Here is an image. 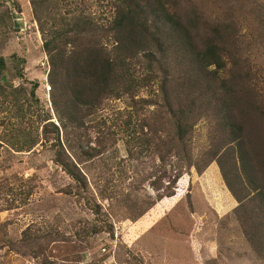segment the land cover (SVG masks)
<instances>
[{
  "label": "rangeland",
  "instance_id": "1",
  "mask_svg": "<svg viewBox=\"0 0 264 264\" xmlns=\"http://www.w3.org/2000/svg\"><path fill=\"white\" fill-rule=\"evenodd\" d=\"M58 1L60 8L51 2L45 14L52 29L62 26L70 0ZM181 3L186 14L196 13L203 33L220 26L228 70L247 77L257 108L244 106L234 115H242L248 148L262 154L264 0ZM87 5L110 14L106 3ZM70 8L77 13L75 4ZM32 10L31 0H0V264H264V252L255 248L264 211L251 200L255 192L240 155L221 156L226 179L218 160L203 168L214 139L226 134L218 107H207L216 108L207 114L195 109L186 144L176 141L157 86L134 99L111 98L84 128L63 130L54 101L64 109L71 86L60 79L50 90V64ZM141 67L146 73L144 62ZM188 67L179 66V79L166 82L169 98L191 92L181 79ZM48 115L60 127V140ZM59 151L82 172L85 186L57 164ZM252 164L264 171L258 159Z\"/></svg>",
  "mask_w": 264,
  "mask_h": 264
},
{
  "label": "trees",
  "instance_id": "2",
  "mask_svg": "<svg viewBox=\"0 0 264 264\" xmlns=\"http://www.w3.org/2000/svg\"><path fill=\"white\" fill-rule=\"evenodd\" d=\"M95 1L101 8L106 3L110 14L100 12L101 9L92 12L87 5L89 0H70L66 3L69 7L64 17L66 19L61 21L62 26L52 29L45 14L51 2H54V8H60L59 1L31 0L32 12L39 23L43 49L50 64V90L59 88L60 79L62 86L63 81L71 86V98L64 109L54 101L60 127L63 130L82 129L84 120L96 114L105 101L124 95L134 99L144 87L152 89L157 86L156 90L160 89L166 99V108L173 116L175 139L186 144L195 125V109L200 107L202 114H207L209 110L216 109L207 107H218L222 119L220 123L226 134L220 141L214 139L210 148L211 158L203 168L218 160L224 174L225 168L219 161L221 156L238 153L242 169L255 192L251 200H259L264 211V171L257 170L252 164V159L256 158L264 168V152L257 155V151L248 148L242 115H234V110L244 106L254 109L256 102L252 103L251 92L246 90L247 77L237 72L230 74L228 70L227 42L220 26L203 33L198 16L195 12H192L193 15L186 14L182 0ZM73 4L76 14L70 8ZM143 62L146 73L141 67ZM186 62L189 65L185 72L188 77L181 79L185 80L182 82L184 88L191 92L182 91L180 96L169 98L166 82H176L179 78L175 79L174 74ZM4 64L1 60L0 80ZM37 88L38 84H35L31 92L34 98ZM0 89L3 90L1 83ZM169 99H174L175 103L167 102ZM160 110L161 114L165 113V109ZM161 120L165 118L161 116ZM45 121L53 126L60 140V127L55 125L51 115ZM129 122L132 124L131 120ZM35 146L32 145V148ZM59 146L63 149L60 141ZM62 157L63 153L59 151L57 164L66 168L69 175L85 186L79 168L65 162ZM188 166L202 172V167L197 163L190 162ZM226 176L225 172V179ZM233 194L237 197L234 191ZM261 233L255 238L260 240L255 241V248L264 252V230Z\"/></svg>",
  "mask_w": 264,
  "mask_h": 264
}]
</instances>
